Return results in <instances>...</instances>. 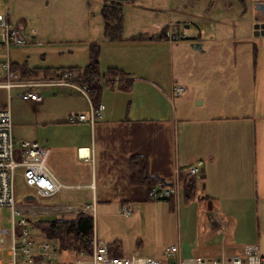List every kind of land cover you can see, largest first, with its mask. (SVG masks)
Returning <instances> with one entry per match:
<instances>
[{"label": "crops", "instance_id": "0c3cea01", "mask_svg": "<svg viewBox=\"0 0 264 264\" xmlns=\"http://www.w3.org/2000/svg\"><path fill=\"white\" fill-rule=\"evenodd\" d=\"M5 20L12 24L8 17ZM218 24L212 35L210 30L177 25V30H173L185 37H189V28L193 29L189 44L182 42L185 39H162L171 24L162 27L155 39L147 32L127 38L122 33L119 41L105 37L101 45H90L93 48L88 49L85 57L72 65L44 67L85 69L96 52L98 77L80 80L82 84L97 85L98 91L89 94L91 101L68 87L40 90L38 102L21 100L16 90L9 100L0 101L1 107H9L14 140L22 138L14 131L16 127L40 126L42 132L31 142L49 149L48 168L64 186L62 193L45 200H38L25 186L29 191L22 200L30 207L37 204L41 208L37 217L66 213L64 209L68 207L75 211L68 212L72 218L79 213V207L97 213V203L105 207L102 209L105 212L114 205V210L116 207L123 215V208L130 209L133 204L148 200L146 177L170 185L177 175L181 184L180 202L189 205L188 202L198 199L203 213H193L196 223L193 235L191 228L184 226L185 239L176 238L181 255L211 259L221 253L242 251L220 239L224 230L217 227L211 215L218 212L224 221L225 212L237 206L257 208L264 203V36H243L242 28L232 19ZM238 32L243 36L240 40L236 38ZM28 35V45H32L35 36ZM192 44H199V49L192 48ZM173 53L178 54L176 69L172 68ZM166 55L168 66H159L156 62L166 59ZM6 60L22 77L34 75L32 71L41 68L30 67L25 61L17 63L9 50L0 59ZM167 68L168 75L164 73ZM109 69L121 73L111 76ZM177 86L184 88V92L174 96L172 91ZM210 88L219 90L217 100L208 98ZM232 88L246 97L249 116L220 115L225 109L230 111L231 104L235 105L228 102L223 105L220 99ZM91 102L102 105L101 117L92 124L67 122L71 114L89 117ZM81 150L87 152V157L80 156ZM133 158L144 159L146 165L145 174L141 173L136 181L130 179ZM138 159L140 166L143 162ZM198 161L203 163L200 177H186L184 169ZM60 198L84 203H55ZM130 210L129 216L133 212ZM165 213L168 218L172 216L170 209ZM93 234L108 245L113 255L138 250L110 246L98 237V232Z\"/></svg>", "mask_w": 264, "mask_h": 264}, {"label": "rangeland", "instance_id": "374dc122", "mask_svg": "<svg viewBox=\"0 0 264 264\" xmlns=\"http://www.w3.org/2000/svg\"><path fill=\"white\" fill-rule=\"evenodd\" d=\"M112 1L114 0H0V21L8 17L13 24H11L12 27H15L25 40L29 41L28 34L35 36L32 45L14 46L4 49L0 44V59H4L6 51L9 50L10 56L14 61L17 63L21 61L28 62L30 67L69 66L76 63L85 57V53L90 48V45L94 44V47H97L95 44L101 45L104 41V22L101 10L105 3H111ZM253 1L135 0L133 4L125 5L123 8V37H132L140 32H147L153 35V39H155L162 27L164 28L169 24H171L169 25L170 30H177V25L184 26L187 24L190 28L196 27V29H203L205 31L210 30L211 33L209 34L212 35L214 28L219 25L220 21L232 19L239 28H242L243 36L253 38ZM240 10H243V12ZM229 12L230 15L228 16L227 13ZM16 23L17 25H15ZM190 28L188 36L192 37L191 33H193V29L190 30ZM243 36L240 32L236 34L237 40H240ZM189 37H186L182 42L189 44ZM205 39L207 40L208 38L206 37ZM231 40L232 37L230 42ZM177 56V53H173L171 59H174L172 68L175 69L178 67L179 62ZM167 61L166 55V59H159L156 63L159 66L160 64L161 66H163L162 64L168 66L169 62L167 63ZM167 71L168 68L164 69L166 75H168ZM40 75L42 76L43 73ZM214 80L218 79L215 78ZM12 91L10 92V97L14 95V90ZM213 92L216 94L213 95ZM218 92V89L210 88V96L208 98L211 97V99L217 100ZM6 98L7 92L0 90V101L4 100L6 102ZM245 98L234 88H232V91H228L226 95L222 94L220 99L223 105H226L224 104L225 102L238 105L236 107L231 104L230 111L225 109L220 115L249 116L245 109L247 105L245 104ZM197 103H200V101L195 102V105ZM91 104L96 110V105L92 102ZM14 131L20 134L22 138L17 139L19 142L13 138V141L20 143L23 141H35L37 134H40L42 129L39 125L33 124L26 128L16 127ZM48 156L49 149L44 159L47 167ZM59 184L61 185V189L57 194L62 193V189L64 188L60 182ZM28 191L22 181L21 171L18 170L15 177V201L19 205L18 207L23 208L22 216L30 223L28 227L29 232H33L34 238L38 239V241L50 240L56 245L57 242L47 239L39 232L40 230L35 223L37 220H49L53 217L72 218L68 214L75 211L71 207H68L64 209L66 213L61 212L63 214H54L53 217L47 218L37 217L41 215L39 213V209L41 208L37 207V204L30 207L27 201L24 202L22 200L23 195ZM65 200V198H60L55 203L59 205L84 203L74 199L71 201ZM114 203L116 206V202ZM188 203L189 205L183 201L180 202L179 189L178 200L175 204L172 202H156L145 198V200L133 204V208H130L133 212L129 217H124L116 207L114 210V205L109 207L112 212L110 210L109 212L107 210L105 212L102 210L105 207L100 206V203H97V213L95 210L92 211L91 208L85 207H79L77 211L81 212L82 209L90 211L93 219V232L95 234L98 232V237L104 239L110 246L131 248L130 251L138 249L147 256L160 257L166 247L178 242L176 238L183 236V239H185L184 226L190 227V234L193 235L196 229L193 213L197 211H199L198 213H202L200 210L202 203L198 199ZM168 209L172 212V216L169 218L165 213V210ZM69 210L72 211L70 212ZM87 213L86 211L84 214L87 215ZM216 213L211 216L216 215V218H220L219 213ZM225 213L226 216H222L224 221H221L223 224L225 222L226 227L224 226V234L219 235L220 239L224 238L226 245H230L238 252L245 245H256L264 257V203H259L257 208H253V205L245 206L244 208L237 206L233 211H226ZM9 217H11L10 212L3 209L0 213V218H2L0 227L9 228L7 222ZM200 221L201 223L203 222L202 219ZM189 222H192V224L187 225ZM75 256L74 253L69 251L56 252L51 263L71 264L76 260ZM1 257L5 261L4 264H7L9 261L7 253H0Z\"/></svg>", "mask_w": 264, "mask_h": 264}, {"label": "built area", "instance_id": "2783aa9c", "mask_svg": "<svg viewBox=\"0 0 264 264\" xmlns=\"http://www.w3.org/2000/svg\"><path fill=\"white\" fill-rule=\"evenodd\" d=\"M184 38V35L168 29L165 30L162 39L178 41ZM28 43L15 27L5 20L0 21V44L4 49ZM51 87L74 88L90 100L89 87L81 84L70 71L54 77L23 78L12 68L9 60L0 61V90L7 92V100L10 99V92L16 90V95L21 100L38 102L40 90ZM183 92L184 88L177 86L172 94L178 96ZM102 108L101 104L96 106V110L91 106L89 117L82 114L70 115L68 123L92 124L95 119L101 117ZM47 152V148L36 142L15 143L12 137L9 107L0 106V213L6 209L11 214V217L7 219L9 228L0 227V253H7L9 257L7 264H52L51 260L56 254L55 245L50 240L38 241L34 238L33 232H29L30 223L22 216L23 208L18 207L15 201V177L18 170L21 171L24 185L33 191L37 199H52L60 191L61 185L44 163ZM201 168L202 162L198 161L184 169L183 173L188 178H199ZM180 188L181 184L176 175L170 185L156 183L154 187H151L148 198L156 202L175 204ZM86 211L90 214L87 209H82L81 212ZM122 212L125 217L131 214L128 208H123ZM213 217L217 227L223 231L224 224L221 219L216 218V215ZM1 221L2 218H0V224ZM4 262L1 257L0 264ZM71 264H264V257L259 248L252 244L244 246L240 253L229 255L221 253L211 259L198 256L183 257L179 242L165 248L160 257L147 256L140 250L119 256L111 254L108 245L92 234L86 240L85 249L79 252L76 260Z\"/></svg>", "mask_w": 264, "mask_h": 264}, {"label": "trees", "instance_id": "16d2710c", "mask_svg": "<svg viewBox=\"0 0 264 264\" xmlns=\"http://www.w3.org/2000/svg\"><path fill=\"white\" fill-rule=\"evenodd\" d=\"M135 0H114L111 3H105L101 10V16L104 20V36L111 41H119L122 39L123 33V8L125 5L133 4ZM242 1V0H241ZM96 53V52H95ZM95 53L92 54L93 62L89 64L85 69L68 67V68H37L33 70L34 75L24 76L26 78L35 77H52L55 74L60 75L65 71L72 72L78 78H84L86 80L91 79V77H98L99 73L97 71V65L95 61ZM12 68L15 70L14 65L11 63ZM42 71L43 75L38 74V71ZM16 71V70H15ZM87 73V74H86ZM120 71L117 69H109V75H120ZM86 75V76H85ZM87 86L90 92L94 93L96 89L93 82H88ZM94 101V99H92ZM97 105V104H95ZM138 159V158H136ZM135 158L131 161V181H136L138 176L142 173L145 174L146 165L145 160L140 158L141 165L138 166V161ZM135 160V161H134ZM148 191L151 187H154L158 182L153 178L146 177ZM149 199V198H148ZM36 222V221H35ZM34 222V223H35ZM38 230L47 239H52L56 243V252L69 251L74 253L75 259L78 257L79 252L85 249L86 240L93 234V221L92 218L84 213H78L73 218H63L57 217L49 220H37L35 223Z\"/></svg>", "mask_w": 264, "mask_h": 264}, {"label": "water", "instance_id": "95a60500", "mask_svg": "<svg viewBox=\"0 0 264 264\" xmlns=\"http://www.w3.org/2000/svg\"><path fill=\"white\" fill-rule=\"evenodd\" d=\"M261 0H254V9L256 12H258L259 16L261 17L262 21L264 22V3L260 2ZM259 18L255 16L254 21H258ZM254 36H264V25L259 26L258 24H255L253 26ZM261 31V32H260ZM199 44H192V48L199 49Z\"/></svg>", "mask_w": 264, "mask_h": 264}, {"label": "flooded vegetation", "instance_id": "af4514ba", "mask_svg": "<svg viewBox=\"0 0 264 264\" xmlns=\"http://www.w3.org/2000/svg\"><path fill=\"white\" fill-rule=\"evenodd\" d=\"M260 2H263L264 3V0H261ZM254 4H255V2L253 1L252 2V12H253V14H254V16H253V19L255 18V16L256 17H258L259 18V20L258 21H254V23L252 24V26H254L255 24H258L259 26H262V25H264V22L262 21V19H261V17L259 16V14H258V12H256L255 11V7H254ZM254 32V31H253ZM261 32V31H260Z\"/></svg>", "mask_w": 264, "mask_h": 264}, {"label": "bare ground", "instance_id": "6f19581e", "mask_svg": "<svg viewBox=\"0 0 264 264\" xmlns=\"http://www.w3.org/2000/svg\"><path fill=\"white\" fill-rule=\"evenodd\" d=\"M80 156L81 157H87V152L85 150L80 151Z\"/></svg>", "mask_w": 264, "mask_h": 264}]
</instances>
